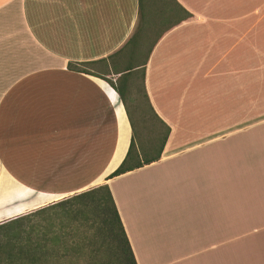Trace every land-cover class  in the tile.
<instances>
[{"label": "crops", "instance_id": "crops-1", "mask_svg": "<svg viewBox=\"0 0 264 264\" xmlns=\"http://www.w3.org/2000/svg\"><path fill=\"white\" fill-rule=\"evenodd\" d=\"M166 2L193 16L142 64L168 136L105 180L131 133L100 69L140 35L137 0H0V221L103 184L135 264H264V0Z\"/></svg>", "mask_w": 264, "mask_h": 264}, {"label": "trees", "instance_id": "trees-1", "mask_svg": "<svg viewBox=\"0 0 264 264\" xmlns=\"http://www.w3.org/2000/svg\"><path fill=\"white\" fill-rule=\"evenodd\" d=\"M137 6L138 21L141 22L142 0H137ZM173 14H175L174 26L193 19V16L178 5ZM137 38L136 32L121 49L127 51V61L133 59ZM121 50L114 56L121 53ZM132 71L133 68L126 67L118 79V85H111L123 106L131 135L123 159L105 180L156 162L169 133V129L158 121L148 104L142 86L141 72L142 99L149 113L162 127L163 133L154 153H141L136 148L134 127L124 100ZM88 223L95 230L89 235L85 229ZM95 232L103 244L108 243L107 251L111 252L113 264H135L112 198L103 184L0 221V264H100L90 249ZM101 247L104 248L103 245Z\"/></svg>", "mask_w": 264, "mask_h": 264}, {"label": "rangeland", "instance_id": "rangeland-1", "mask_svg": "<svg viewBox=\"0 0 264 264\" xmlns=\"http://www.w3.org/2000/svg\"><path fill=\"white\" fill-rule=\"evenodd\" d=\"M143 11V27L140 30V35L133 49V59L127 61V51H124L119 57L118 62L112 66L111 70L100 69V72L106 74L104 77L108 80L102 78L104 82H108L112 86H117L118 79L123 70L126 67L133 68L124 93L125 108L134 127V142L136 148L140 150L141 153H154L159 146L163 129L149 113L142 99V64L160 31L168 24L174 22L175 14H173L174 11L168 6L166 0H143ZM58 200L59 199H52L49 200L48 203ZM85 229L88 235L95 231L89 223ZM91 244L90 249L94 252L96 260H98L100 264H113L111 252L107 251L108 243L106 242L103 244L97 232H95V238L92 240ZM102 245L104 248L101 247Z\"/></svg>", "mask_w": 264, "mask_h": 264}, {"label": "water", "instance_id": "water-1", "mask_svg": "<svg viewBox=\"0 0 264 264\" xmlns=\"http://www.w3.org/2000/svg\"><path fill=\"white\" fill-rule=\"evenodd\" d=\"M62 198H64V197H62ZM47 204H50V203H47ZM46 203L43 205V206H45V205H47ZM43 206H41V207H43ZM38 208H40V207H38ZM37 209V208H36ZM34 210V209H33Z\"/></svg>", "mask_w": 264, "mask_h": 264}, {"label": "bare ground", "instance_id": "bare-ground-1", "mask_svg": "<svg viewBox=\"0 0 264 264\" xmlns=\"http://www.w3.org/2000/svg\"><path fill=\"white\" fill-rule=\"evenodd\" d=\"M20 207V206H19Z\"/></svg>", "mask_w": 264, "mask_h": 264}]
</instances>
